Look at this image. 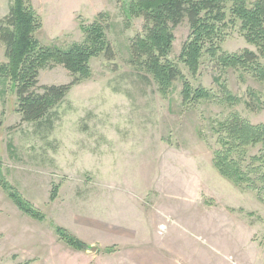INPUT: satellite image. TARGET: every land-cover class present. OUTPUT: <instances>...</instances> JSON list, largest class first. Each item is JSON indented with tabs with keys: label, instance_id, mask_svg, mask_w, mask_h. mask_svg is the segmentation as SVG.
<instances>
[{
	"label": "rangeland",
	"instance_id": "1",
	"mask_svg": "<svg viewBox=\"0 0 264 264\" xmlns=\"http://www.w3.org/2000/svg\"><path fill=\"white\" fill-rule=\"evenodd\" d=\"M11 2L0 0V19ZM130 2L32 0L41 43L80 42L81 25L106 13L113 54L94 57L91 77L40 122L22 121L14 83L0 79V264H264V203L213 163L221 149L216 130L231 113L264 123V82L218 66L207 53L193 74L180 60L190 34L184 21L169 57L184 78L162 94L132 63L144 19L129 16ZM246 48L258 52L239 26L230 27L222 50ZM6 62L0 43V64ZM72 80L61 64L39 74V85ZM185 81L214 96L183 101ZM221 83L238 98L234 104ZM260 148L250 146L247 156ZM9 191L44 217L25 213ZM58 227L88 248L73 247Z\"/></svg>",
	"mask_w": 264,
	"mask_h": 264
},
{
	"label": "trees",
	"instance_id": "2",
	"mask_svg": "<svg viewBox=\"0 0 264 264\" xmlns=\"http://www.w3.org/2000/svg\"><path fill=\"white\" fill-rule=\"evenodd\" d=\"M129 16L144 19L142 31L132 39V63L152 75L164 95L174 81L184 78L178 65L169 60L175 40L173 31L184 21L188 22L190 34L180 60L193 74L198 73L201 58L207 53L218 66L243 69L264 82V0H131ZM42 24L32 0H12L9 13L0 19V43L7 57V62L0 64V79L14 83L18 112L26 122L42 121L75 85L90 78L94 57L103 52L113 54L106 35V13L98 14L90 24L83 23V40L67 47L41 43L35 36ZM235 26H239L247 42L257 47V53L248 48L238 53L222 50L228 29ZM55 64L64 65L73 80L61 85H39L40 71ZM220 89L231 105L238 100L223 83ZM182 95L185 102L214 96L189 81L184 82ZM216 132L221 149L215 153L214 166L242 190H254L264 203V123L253 124L233 112L219 123ZM259 144L258 153L248 157L249 147ZM9 194L25 213L44 217L17 192ZM57 231L73 247L88 248L67 229L58 227Z\"/></svg>",
	"mask_w": 264,
	"mask_h": 264
}]
</instances>
